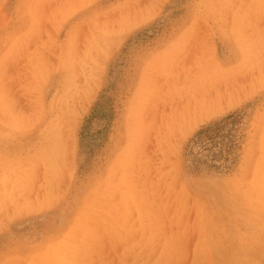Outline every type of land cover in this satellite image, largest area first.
Instances as JSON below:
<instances>
[{
  "label": "rangeland",
  "instance_id": "374dc122",
  "mask_svg": "<svg viewBox=\"0 0 264 264\" xmlns=\"http://www.w3.org/2000/svg\"><path fill=\"white\" fill-rule=\"evenodd\" d=\"M0 264H264V0H0Z\"/></svg>",
  "mask_w": 264,
  "mask_h": 264
},
{
  "label": "bare ground",
  "instance_id": "6f19581e",
  "mask_svg": "<svg viewBox=\"0 0 264 264\" xmlns=\"http://www.w3.org/2000/svg\"><path fill=\"white\" fill-rule=\"evenodd\" d=\"M191 48H193V47H191ZM178 51V50H177ZM177 51H175V52H177ZM195 51V50H194ZM201 51V50H200ZM174 52V54L171 56V57H168L167 56V58H170V59H173L174 57H176L177 59H178V55H179V53L177 52V54ZM191 52V51H190ZM173 53V52H172ZM182 54H183V52H182ZM186 54V53H185ZM186 55H184L183 56V58L182 59H184L185 60V57ZM179 57H180V55H179ZM175 58V59H176ZM167 60V59H166ZM162 62H164V61H162ZM181 62V61H180ZM162 64V63H161ZM172 64H174V63H172ZM183 64H186V63H183ZM163 66V65H162ZM160 67V66H159ZM162 68V67H161ZM164 69V68H163ZM166 69V68H165ZM203 70V69H202ZM204 71V70H203ZM158 75V74H157ZM164 75H165V77H168V76H170V77H177V79H180L181 81L184 79V86L187 84L186 83V81L188 80V78H187V76H188V71H186V70H182V71H178V73H177V75L175 74V72L174 71H172V70H170V69H166V70H164ZM169 78V77H168ZM196 78V77H195ZM168 80V79H167ZM152 84H154V83H152ZM186 86H188V84L186 85ZM176 87V86H175ZM178 88L179 87H176V89L178 90ZM154 89V87L151 85V90H153ZM182 89V91H180L181 93H184V96L186 95V92L189 90V88L188 87H184V88H181ZM184 89V90H183ZM150 90V91H151ZM193 90V89H192ZM193 99V98H192ZM194 101H192L191 100V97L190 96H188V97H185L184 98V100L183 101H181V102H177V104L176 105H173V106H171V111L173 112V113H175L176 112V114L177 115H179V116H181L183 113L184 114H186V112H188V111H190L191 110V107H196V108H199V107H201V106H203L204 105V99H193ZM175 103V102H174ZM202 258V257H201ZM251 259H254V258H251ZM249 263H250V261H249Z\"/></svg>",
  "mask_w": 264,
  "mask_h": 264
}]
</instances>
